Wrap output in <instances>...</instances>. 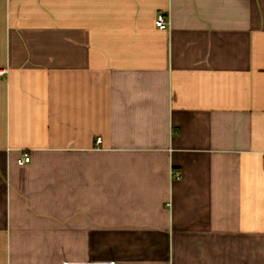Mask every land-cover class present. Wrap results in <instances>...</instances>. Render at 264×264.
I'll use <instances>...</instances> for the list:
<instances>
[{
  "label": "crops",
  "instance_id": "1",
  "mask_svg": "<svg viewBox=\"0 0 264 264\" xmlns=\"http://www.w3.org/2000/svg\"><path fill=\"white\" fill-rule=\"evenodd\" d=\"M0 71V264H264V0H0Z\"/></svg>",
  "mask_w": 264,
  "mask_h": 264
},
{
  "label": "built area",
  "instance_id": "2",
  "mask_svg": "<svg viewBox=\"0 0 264 264\" xmlns=\"http://www.w3.org/2000/svg\"><path fill=\"white\" fill-rule=\"evenodd\" d=\"M155 23H156V26H157L159 29H166V28L169 27V20H168L167 16L164 15V14H162V13H160V14L157 15V18H156ZM3 73H4V71H0V75H2ZM98 142L100 143V139H98ZM30 161H31V156H30V154H29L28 152H26V151H24V152L22 153L21 158L18 160V162H19L20 164H27V163H29ZM173 174L176 175L177 177H178V175H179L178 173H174V172H173Z\"/></svg>",
  "mask_w": 264,
  "mask_h": 264
}]
</instances>
